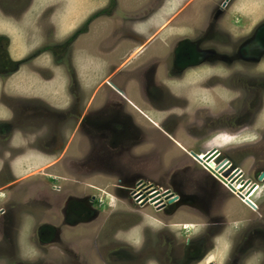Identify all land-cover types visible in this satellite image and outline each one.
I'll use <instances>...</instances> for the list:
<instances>
[{
    "label": "rangeland",
    "instance_id": "1",
    "mask_svg": "<svg viewBox=\"0 0 264 264\" xmlns=\"http://www.w3.org/2000/svg\"><path fill=\"white\" fill-rule=\"evenodd\" d=\"M189 1L191 0H10V4H8L6 0H0V34L10 37L11 50L15 59L28 56L31 48H33L28 45L21 50L23 48L21 38L27 30L25 23H34L29 34L30 44L36 43L40 38H50L51 31H47L46 23L53 22L59 36L56 37L55 35L53 39L57 38L59 45H65L61 49H57L60 53L59 56L55 55L56 50H53L54 57L52 60L54 62L46 53L30 62L32 63L31 68L36 67L41 73V78L37 77L38 75H33L34 80L39 79L38 84H35L32 89H29L27 84L30 80L26 68L20 69L6 83L0 82V97L2 96V103L9 108V111L10 108H18L19 111L24 112V108L26 110L25 115L35 114V109L29 106V100L32 97L46 99V102L62 104V109L67 110L69 99H67V95H62L60 98L59 85L62 81V87L71 88L73 86L76 89L69 75V71L74 67L76 77L82 84L83 93L86 94V102L89 103L87 113L84 114L83 118L85 116L88 118V112L99 113V109H103L105 106L108 108L111 105L115 109L114 104L122 103L123 122L130 120L127 116L128 113L139 126H144L149 130L146 131L145 136L139 137L137 141L123 138L118 149H111L112 153H120V156L113 157L105 152L104 156L99 159L91 156L89 164L86 163V159L79 156L87 151L88 145L86 143L88 140H91V143L96 142L94 147L98 145L99 141L91 137L95 130L93 127H90L87 135L90 139L84 138L82 134L77 132L71 136V142L74 140V143L69 145L67 149L64 148L61 153L42 155L29 151V148L25 147L23 148L24 153H22L24 156L0 157V192L7 191L8 196L11 195V200H14L15 204H19L20 209H23L20 218L25 222V227L21 230V234H23L21 247L27 246L24 239L30 238L33 228L39 224H51L54 221V225L58 226L61 231L59 232L61 240L54 246H70L71 250L76 253L79 252L76 247H83L85 252L92 253L95 259L92 264H138V262L133 263L131 260V249L135 253L141 251L144 260L150 259L149 264H181L185 263L186 260L189 262V256L195 253H198V258H192L190 262L193 264H229V259L233 253L229 240L236 239L243 229L240 228L238 231L233 223L253 221L257 217L258 211L253 214L239 199L231 197L228 192L226 193L225 188L221 187V195L212 214H221L225 218L227 216L232 223L226 221L231 225L225 226L227 229L223 234L218 233L212 237L208 246L210 248L204 254L201 251L208 244L203 243L205 241L201 234H206V230L209 229L206 225L210 222L200 212L202 210L185 204L184 198L192 197L190 194L184 196L182 189L171 184L168 189L178 198V201L170 205V209L157 212L152 207L141 208L138 206L131 198L130 191L134 184L142 180L165 189L164 184L167 183L168 176L174 172H177L178 178L186 176L193 184H202L203 182L212 184L211 179L203 172L195 157L193 155L186 156L183 151L195 152L197 146L201 147L204 153L211 147L225 151L227 148L225 146L242 145L247 142L249 139L247 134H240L232 138L228 136L230 133L229 125L232 124L231 117H229L230 109L232 111V109L238 108V102L235 105H230L228 100L239 97L241 99L246 96L245 100L249 97L248 102H251L254 95L243 93L240 96L238 93L226 92V90L224 91L215 85L211 88L208 87L207 90V84L202 80L210 76L208 74L209 69L202 70V80L196 79V82L204 84L203 88L187 89L182 82L174 84V87L171 88L176 89V95L181 92L185 101V106L179 105L178 107L185 109L187 113L184 112L186 115L181 117H173L172 112L176 114L182 112L179 109H172L160 115L163 118L167 116L169 122L161 126L160 129L169 137L173 135L172 141L165 133L157 131L155 126L147 121L148 119L146 120L128 104L125 105L123 101L121 102L114 93L109 92L108 88L103 85V81L106 79L112 81L113 68L126 60L127 57L124 58V55L128 51L127 55L130 52L136 55L138 50L145 52L144 54L150 58H152L151 55L155 56L158 63L154 65H158L162 71L163 56L166 53L165 23L168 18L177 17L181 7ZM192 6V12H194L196 3ZM33 7L37 9L49 7L50 11L44 15L38 14V19L36 18L37 15L30 13V11L20 16L25 9L31 8L32 10ZM51 12L56 14V18L53 16L54 20L48 21ZM244 14H250L249 20L244 17ZM231 17L236 18L239 25H241V21H244L245 32L251 30L264 17V0H238L232 9ZM22 20L23 23L18 25L17 23ZM228 20H230V16L225 21ZM37 23L43 24L42 36L38 32ZM111 29L119 31L120 36L122 35L121 39L130 37V41L108 40L105 45L104 40L108 37L107 33ZM99 30L104 31L105 35L101 36ZM83 32L86 34H82ZM233 32L235 31L233 30ZM75 37H78L77 40L72 42ZM115 41H119L117 42L119 43L117 50L108 51L105 54L104 51H107L111 43ZM66 47L72 50L71 59L73 58V60L70 59L66 62L70 70L67 69V66L66 70L61 67H53L54 80L51 78L52 72L50 70H52V66L63 59V49ZM38 48H33L34 54L38 52ZM122 56L123 60L120 59ZM148 59L146 58V60ZM130 68L131 66L123 69L124 72L121 76L123 79L127 76L126 70ZM247 71L250 72L249 74H262L264 61L260 62L254 69ZM138 91L136 83L131 82L126 87L125 93L128 100L145 111L144 114L150 119H153L147 111L150 107L146 103L140 104L136 99ZM166 100L164 105L170 106L171 101L168 96ZM7 114L6 109L2 108L0 104V119L5 120ZM10 115L11 113H9L8 118ZM208 115L213 116V130L218 129L220 132L212 134L207 140L202 138V142L197 141L196 138H191L187 131L190 132V127H194L198 122L206 123L209 120ZM56 117L59 122L56 125L54 121H50L49 124L47 122L42 123L45 125L39 133L43 135L42 139L55 135L54 130L58 125H61L60 121L63 119L61 115ZM63 117L72 119L70 111ZM39 119L41 118L33 119L35 124H41ZM98 119L100 118L96 120ZM73 123V120L66 123L65 132L69 133ZM129 130L128 135L132 137L130 127ZM15 141L20 144L22 140L16 136ZM75 142L79 143L76 148H74ZM92 149L93 146L89 148V152ZM95 151H100V149L97 148ZM241 151L242 149L235 151V153ZM237 161L238 166L251 176L248 162L240 159ZM83 164H86V168L82 166ZM70 166H74L73 173ZM96 166H102V168L94 169ZM8 169H10L8 177L13 183L16 182L12 183L13 185H10V180L4 174V172L7 173ZM43 172L57 177L55 182L61 187L59 193L55 194L51 191L52 184L43 183L40 175ZM8 185L10 186L8 187ZM188 192H193V190H188ZM263 193L264 191L257 195L259 199L262 198ZM84 196H88L90 199L93 196L95 199V205L91 207L92 218H88L90 215L88 212L80 215L66 212L67 205L72 203V200L81 199ZM36 200H42V203L35 204ZM45 201L51 207H47ZM50 208L52 209L50 210ZM251 208L256 210V207L251 206ZM260 208L263 212L264 202ZM13 209L16 212L19 208L14 207ZM77 219H82L85 222L76 221ZM183 226L186 229H183ZM1 240L0 236V242ZM0 248H3V250L0 249V254L7 256V252H9L7 245L1 243ZM56 253L59 254V256L56 255L57 257H63L67 262L65 252ZM185 253H187V257H185ZM26 255L31 259L34 258L31 254L26 253ZM117 257H123V260L115 261ZM6 260L8 261V256ZM3 261L5 260L0 262ZM59 261L60 259L57 260V262ZM238 264H264V256L257 255L252 259L240 256Z\"/></svg>",
    "mask_w": 264,
    "mask_h": 264
},
{
    "label": "flooded vegetation",
    "instance_id": "2",
    "mask_svg": "<svg viewBox=\"0 0 264 264\" xmlns=\"http://www.w3.org/2000/svg\"><path fill=\"white\" fill-rule=\"evenodd\" d=\"M237 1L238 0H191L185 3L181 7L177 17H170L165 23L164 40L166 53L163 56L162 71L159 69L158 65H154L158 63L155 56L151 55L152 58H150L144 54L145 52H139L138 50L136 55L131 52L127 55L128 51L124 55V58L127 57L126 60L119 66L113 68L114 74L112 75V81L107 79L103 81V85L108 88L109 92L114 93L116 98L121 102L123 101L125 105L128 104L142 117L146 118V120L148 119L147 121H150L153 126H155L154 128L162 133L165 132H163L160 127L169 122L167 116L165 118L160 116L162 113L172 109H179L182 113L176 114L172 112L173 117L186 115L184 113L186 110L178 107L179 105L185 106V101L181 96V92L176 95V89L171 87H174L176 83L179 84L182 82L187 89L195 87L197 89L198 87L203 88V83L196 82L197 78L201 79V72L203 69H209L208 74H210L205 80L201 79L207 84V90L209 89L208 87L211 88V86L215 85L221 87L224 91L226 90V92L230 91L232 93H238L239 95L243 93L254 95L251 102H248L249 97L245 100L246 96L241 99L239 97L228 100V104L231 103L230 105H235L238 102V108L232 109V111L230 109L229 117H231L232 124L229 125L230 133H228V136L232 138L240 134H247L249 137L247 142L242 145L232 144L230 146H225L227 147L225 151H221L217 147H211L212 149L208 148L204 153V150L199 146L196 147L195 152L183 151L186 156L193 155L194 157H201L200 161L196 158L195 160L199 162L198 165L211 179L212 184H207V182L193 184L186 176L178 178L177 172H174L168 176L167 183L164 184L166 190L159 186H154V184L148 181L142 180L134 184L130 191L131 198L138 206L141 208L152 207L157 212L170 209V205L178 201V198L168 189L171 184L182 189L184 196L190 194L192 197L184 198L185 204L202 210L200 212L204 214L206 220L210 222L206 225V227L209 228L206 230V234H201L202 239L205 241L203 243L208 244L204 246L201 251L204 254L210 248H208V246L212 237L216 236L218 233L223 234L227 229L225 226L228 227L231 225L226 222L229 221L227 216L225 218L221 214H212L221 195V187L225 188L226 193L228 192L231 197L239 199V201L246 205L253 214L258 211L257 217H255L253 221L247 220V222L241 221V223H233L238 231L240 228L243 229L239 232L236 239L229 240L230 248L232 247L233 250L231 258L229 259V264H238L240 256L243 258L246 256L247 259H252L257 255L264 256V211L262 212V208H260L261 204L264 202V193L261 199L257 196L264 191V72L262 74H249L250 72L247 71L248 69H254L255 66L264 61V17L261 22L254 25L251 30L245 32L244 29L246 28L244 26V21L240 20L242 23L239 25L236 18L231 17L232 9H234ZM6 2L10 4V0H6ZM195 3L196 7L194 12H192V5ZM29 11L30 13L36 14V18L38 19V14L44 15L50 11V9L49 7L43 9L33 7L32 10L31 8H27L20 16ZM55 15L51 12L48 21H53V16L55 17ZM249 15L250 14H244V17L249 20ZM229 16L230 20L225 21ZM23 20L17 24L21 25ZM25 25L27 30H25V35H22L23 48L21 50L29 45L33 48L39 47L38 52L34 54L33 48H31L28 56L15 59L11 50L12 42L10 37L0 34V82L6 83L15 73H18L20 69L26 68L29 72V89H32L35 84H38L41 73H39L40 70L38 68H31L32 63L30 62L36 60L40 55L45 53L52 60L54 57L53 50H56L55 55L59 56L60 53L57 49H61L65 45H59L57 38L53 39L55 35L59 37L57 28L53 22L46 23L48 27L47 31H51L49 34L50 38H40L34 44L29 43L31 41L29 34L34 23H25ZM37 25L39 26L38 32L40 36H42V31H44L42 28L43 24L37 23ZM233 30L235 32H233ZM99 31L101 36L105 35L104 31ZM82 34L86 33L83 32ZM107 35L108 37L104 40L105 45L108 40L118 39L119 41H130V37H128V39H121L120 37H122V35L120 36L117 30L111 29ZM77 38L78 37H75L72 42L76 41ZM119 41L112 42L109 46L110 48L104 51V53L116 51L119 45L117 42ZM71 56V48H64L63 59L52 66V70H50L52 72L51 78L55 80L53 76V67H61L63 70H66L67 66V69L70 70L66 62L71 59ZM122 58L123 56L120 59ZM146 58L149 59L146 60ZM30 59L31 61H29ZM71 60H73V58ZM129 66H131V68L126 70L127 76L123 79L121 77L124 72L123 69ZM33 75H38L37 77L39 78L34 80ZM69 75L76 89H74L73 86L71 88H68V86H65V88L62 87L61 81L59 85L60 92H58L60 98L62 95L68 96L67 99H69V104L67 110L62 109V104L46 102V99L43 97L41 98L45 100L32 97L29 100V106H32L36 113L25 115L26 110L24 108V112L22 110L19 111L18 108H10L9 111V108L5 107L4 103H2V96L0 97L1 107L5 108L8 113L5 115V120L0 119V136H2V138H0V157L7 156L12 158L24 156L22 153H24L23 148L25 147H28L29 151L37 152L42 155L61 153L64 148L67 149L69 145L74 143V140L71 142V136L73 134L78 132L86 138L89 134L90 127H93L95 130L91 134V137L99 141L98 145L94 147L96 142L93 141L91 143V140H88L86 143L88 145L87 151H84L83 154L79 156L80 158L86 159V163L89 164L91 156L99 159L104 156L105 152H108V154L113 157L120 156V153H112L113 151H111V149H118L121 142H123V138L137 141L139 137H143L147 134L146 131L149 130L144 126H139L130 114L127 113L130 120L123 122L122 116L124 113L122 103L114 104L115 109H113V105H111L108 108L105 106L103 109H99V113L94 111L88 112V118L87 116L83 118L84 114L87 113L86 111L89 103L86 102V94L83 93L82 84L76 77L74 67L69 71ZM48 80L51 81L50 79ZM131 82L136 83L138 86L139 91L136 99L140 104L143 105L146 103L150 107L147 111L152 115L153 119H150L144 114L146 113L145 111H142L137 105L128 100L125 91L126 87ZM172 84L173 86H171ZM117 89L122 91L123 95L120 94ZM164 93L171 101L169 103L170 106L164 105V103L167 102V96ZM69 111L72 119L64 118L63 116ZM9 113H11L10 118H8ZM60 115L63 118L60 121L61 125L55 128V125L59 123L56 116ZM91 116H94V118H91ZM37 117L41 118L39 119L41 124H35V120L33 119ZM208 117L209 120H207L206 123H199L197 120L198 123L195 124L194 127H190V132L187 131V133L191 138H196L197 141L202 142V138H206L207 140L212 134L220 132L218 129L213 130V116L208 115ZM97 118L100 119L96 120ZM162 118L163 120H160ZM71 120H73L74 125H72L69 133H67L65 132L66 123ZM50 121L56 122L54 125L55 135L47 139H42L43 135L39 134L45 126L42 123L47 122V124H49ZM129 127L131 128L132 137L128 135L130 132ZM204 130H206L205 134H203ZM16 136H19L22 140L20 144H17L15 141ZM166 136L170 140L173 139V135L169 137V135L166 134ZM87 139L90 138L87 137ZM75 143L76 145L74 148L79 145L78 142ZM107 145H109V147H107ZM91 146H93V149L89 152ZM97 148L100 149V151H95ZM241 149V152L235 153V151ZM238 159L248 162L251 176L249 174L247 175L244 170L238 166ZM207 163L212 164V167L214 164L216 166L211 169L208 167ZM85 165L86 164H83L82 166L85 167ZM101 168L102 166H96L94 169ZM70 170L73 173L74 166H70ZM8 173L10 174V169L7 170V173L4 172L10 180ZM40 175L44 184H52L50 188L53 193L57 194L61 191V187L55 182L57 177L48 173L45 174L44 172L40 173ZM10 182L11 185L13 182L11 180ZM10 185H8V187ZM188 190H193V192H188ZM171 200L173 201L171 202ZM34 203H42V200H36ZM45 204L47 207H51L47 201H45ZM94 205L95 199L93 196L91 199L88 196H84L81 199L75 198L72 200V203L67 205L66 212L75 215L88 212L90 213L88 218H92L91 207ZM13 206L19 209L14 212ZM251 206L256 207V210L252 209ZM0 208V236L2 239L0 244L3 243V245H7V250L9 251L7 252L8 261L6 260L7 256L0 254V261L5 260L0 262V264H92V261L95 260L92 253L85 252L86 250L83 247H76L79 251L76 253L71 250L70 246H54V244H58L61 240L59 235L61 231L58 226L54 225V221H52L51 224L42 223L38 226L35 225L36 228H33L31 232L32 235L29 236L30 238L24 239L27 246L24 248L21 247L23 242H20V231L25 227V222L20 218V213L23 209H20V205L15 204L14 200H11L7 191L0 192ZM51 209L52 208H50V210ZM76 221L85 222L82 219H77ZM229 222L232 223V221ZM183 229H186L185 226H183ZM0 249L3 250V248ZM81 251H83V253H81ZM23 252L31 254L34 258H29L26 253ZM56 252H65L66 259H68L67 262L63 257H57L59 254ZM130 252L132 254L131 260L133 263L149 264L150 259L144 260L141 251L135 253L131 249ZM185 257H187V253H185ZM100 258L102 257L100 256ZM192 258L197 259L198 253L189 256V262L186 260L185 263L181 264H193L190 262ZM58 259H60L59 262H57ZM121 260H123V257H117V259H115V261Z\"/></svg>",
    "mask_w": 264,
    "mask_h": 264
},
{
    "label": "crops",
    "instance_id": "3",
    "mask_svg": "<svg viewBox=\"0 0 264 264\" xmlns=\"http://www.w3.org/2000/svg\"><path fill=\"white\" fill-rule=\"evenodd\" d=\"M22 39V38H21ZM18 48V47H17ZM19 49V48H18ZM20 50V49H19ZM28 84V83H27ZM26 88H28V85H26ZM235 141V140H234ZM233 143H235V142H233ZM10 197H11V195H9ZM13 201V200H12ZM23 236V234H21V231H20V242L22 241V237ZM23 242V241H22Z\"/></svg>",
    "mask_w": 264,
    "mask_h": 264
},
{
    "label": "water",
    "instance_id": "4",
    "mask_svg": "<svg viewBox=\"0 0 264 264\" xmlns=\"http://www.w3.org/2000/svg\"><path fill=\"white\" fill-rule=\"evenodd\" d=\"M117 91L120 93V94H122L123 95V93H122V91H120V90H118L117 89ZM197 160H199L200 161V158H198V157H195ZM210 166L212 167V164H210ZM173 200H171V202H172Z\"/></svg>",
    "mask_w": 264,
    "mask_h": 264
},
{
    "label": "bare ground",
    "instance_id": "5",
    "mask_svg": "<svg viewBox=\"0 0 264 264\" xmlns=\"http://www.w3.org/2000/svg\"><path fill=\"white\" fill-rule=\"evenodd\" d=\"M157 49H158V48H157ZM200 158H201V157H200ZM207 164H208V163H207ZM208 166H209L211 169H213V167L216 166V165L214 164V166L211 167L210 164H208ZM216 171H217V170H216Z\"/></svg>",
    "mask_w": 264,
    "mask_h": 264
},
{
    "label": "built area",
    "instance_id": "6",
    "mask_svg": "<svg viewBox=\"0 0 264 264\" xmlns=\"http://www.w3.org/2000/svg\"><path fill=\"white\" fill-rule=\"evenodd\" d=\"M0 210H1V208H0Z\"/></svg>",
    "mask_w": 264,
    "mask_h": 264
}]
</instances>
